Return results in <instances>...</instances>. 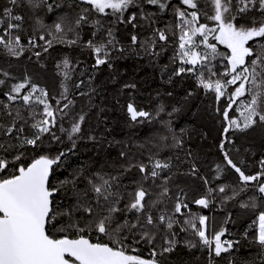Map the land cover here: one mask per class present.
I'll list each match as a JSON object with an SVG mask.
<instances>
[{"label": "snow or ice", "instance_id": "1", "mask_svg": "<svg viewBox=\"0 0 264 264\" xmlns=\"http://www.w3.org/2000/svg\"><path fill=\"white\" fill-rule=\"evenodd\" d=\"M9 3L12 7L0 12V33H3L0 45L7 55L19 58L31 52L39 61L56 44L79 45L83 29L90 26L94 29L93 38L84 41V47L91 50L96 69L104 65L113 68V52L125 51L114 27H106L103 18H109L113 25L126 24L136 29L138 19L149 21L155 15L145 14L142 9L139 14L130 11L140 7V0H71L67 5L61 0H9ZM143 3L156 6L160 12L171 7L176 16L178 35H173H176L177 48L172 59L179 61V67L172 76L195 74L198 85L213 92L217 101L226 98L227 106L217 109L225 122L219 148L226 166L238 174L239 183L213 188L206 177L199 175L193 162L185 175L197 177L205 186L202 193H196L190 187L174 183L176 173L172 171L170 158H160L158 152L149 149L146 159H137L131 148L125 146L115 160L80 164L53 185L57 169L75 153L77 145L73 137L79 138L86 118V114H78L70 129L63 127L62 121L74 106L65 83L71 80V62L65 57L56 66L63 77V91L55 107L49 102V93L32 83L30 77L9 85L11 73L0 69L4 77L0 79V96L8 101L0 100V114L11 118L7 125L0 122V172L11 171V175L0 177V264H170L179 246L190 253L206 252L207 264H215L216 258L229 254L239 241L226 238L225 227L210 231L209 217L193 213L190 205L207 209L216 195L224 203L246 193L250 185L264 199V159L260 160V171L248 175L233 162L225 147L234 143L228 135L232 131L264 128V0H205L204 4L200 0H178V5H172L170 0H143ZM20 8L27 9L28 16L17 14L15 9ZM202 19L211 24L201 23ZM29 20L32 32L25 43L21 33ZM98 35L102 38L96 39ZM130 39L133 46L139 44L148 54L158 56L164 47L162 44L160 51H156L157 43L166 44L169 36L166 30L156 28L149 40L140 42L135 34ZM217 44L224 45L227 53L220 52ZM217 58L224 61L223 72L214 63ZM83 83L81 80L75 87ZM124 87L135 89L136 85L130 83ZM26 88L29 90L21 94ZM37 92L39 96L35 95ZM17 100L28 109L34 103L43 105L42 118L35 120L33 115L34 122L29 124L19 110L13 113L10 105ZM238 101L240 106L235 111L239 112V118H232L229 112ZM163 110L161 106L160 111ZM127 112L133 122L153 119L152 113L138 110L133 102L127 104ZM163 124L172 131L170 122ZM57 130L67 133L72 142L70 147L52 149L51 145L64 143ZM89 139L97 138L90 136ZM159 139L166 141L168 137L160 135ZM172 139L175 147L183 146V140L174 133ZM134 147L142 149L147 145ZM29 148L41 154L31 156L30 162L25 163ZM133 170L139 179L131 186L125 185L124 177ZM215 171L214 179H219L222 166L217 164ZM147 182L158 191L146 187ZM58 193L64 194L62 199L70 193L72 202L56 203L54 196ZM255 201L256 197L241 200L240 207L255 208ZM160 204L164 207L154 212ZM257 219L259 226L253 240L259 250L253 264H264V211ZM181 233L186 234L183 239ZM142 246L148 247L149 258L130 254Z\"/></svg>", "mask_w": 264, "mask_h": 264}, {"label": "trees", "instance_id": "2", "mask_svg": "<svg viewBox=\"0 0 264 264\" xmlns=\"http://www.w3.org/2000/svg\"><path fill=\"white\" fill-rule=\"evenodd\" d=\"M61 2L67 5L71 0H61ZM200 2L204 4L205 0H200ZM170 3L178 5V0H170ZM5 7H12L9 0H0V12H3ZM141 9L145 14L155 13V15L149 21L138 19L136 29H132L130 25L126 24L115 23L113 25L109 23V18H103L106 27H114L116 37L125 49L123 53L113 52L111 61L113 68L111 69L107 65L98 69L93 67L94 56L90 49L84 47V41L93 38L91 33L94 29L90 26L83 29L79 45L56 44L39 61L31 52H25L19 58L9 56L3 45H0V69L11 73V78H8L9 85L24 81L26 76L30 77L32 83L49 93V102L54 107L56 100L61 99L60 94L63 91L61 88L63 77L59 74L56 66L65 57L71 62V80H67L65 83L69 89L68 98L74 101V106L71 108L69 116L62 121L63 127L70 129L72 120L78 114H86V118L81 125L82 130L78 134L79 138L73 137L77 145L75 153L70 154L64 166L57 169L52 184L56 185L58 180L64 179L80 164L104 162L105 160L111 162L117 158L119 151L128 146L137 159H146L149 149L154 153L158 152L160 158H170L173 165L172 171L176 173L174 183L181 187H190L196 193H202L205 186L197 177L185 175L193 162L199 169V175L210 181L209 186L215 188L220 184L237 185L239 183L238 174L226 166L223 153L219 148L225 122L221 112H218L217 109L222 110L227 106L226 98L222 97L220 101H217L213 92L198 85L195 74L172 76L174 69L179 67V61L174 62L172 59L176 52V35H178V29L175 28L177 19L174 11L170 7L164 12H160L156 6L147 5L143 3V0H140V7L131 8L130 11H136L139 14ZM15 11L17 14L28 16L27 9L20 8ZM114 19V17L111 18L112 21ZM46 22L48 21L46 20ZM201 23L211 24L210 21L204 19L201 20ZM31 24L32 21L29 20V23L25 25L24 32L21 33L25 43L28 34L32 32ZM156 28L166 30L169 36L166 44L158 42L156 45V51H160L163 44L164 50L160 52V55H150L147 51L142 50L139 44L135 46L131 44L132 34L137 35L140 42H144L153 36ZM100 38H102L100 35L96 37V39ZM211 42L216 43V41ZM217 48L222 53L228 51L224 45L217 44ZM214 63L223 72L224 61L222 58H217ZM169 76H172L171 83L168 82ZM0 79H4V77L0 75ZM81 80L84 83L76 88L75 85ZM130 83H134L136 88L127 89L124 87L125 84ZM28 90L26 88L21 94ZM231 91L232 89H229V92ZM80 93H85V95ZM35 95L39 96L40 93L37 92ZM249 98L242 97L241 99ZM0 100L8 103L3 96H0ZM64 102L66 101H62V103ZM129 102H133L138 110L142 109L152 113L153 119L143 123L131 121L127 112ZM161 106H163V111H160ZM239 106V101L233 105V109L229 112L230 117L239 118V112L235 111ZM10 107L13 113L19 110L29 124L34 122L33 115L35 120L42 118L40 113L43 110V105L34 103L32 108L28 109L22 101L17 100ZM10 120V117L0 114V122L7 125ZM165 121L170 122L171 132L165 128L163 124ZM173 133L177 138L183 140L182 147L174 146ZM57 135L61 136L64 143L59 146L51 145L53 150L57 147L71 146L72 142L68 140L66 132L61 133L57 130ZM160 135L167 136L168 139L161 141ZM228 135L234 143L226 144L225 147L233 162L245 174L251 175L259 172L260 160L264 159V128L257 126L246 132L232 131ZM90 136H95L97 139L90 140ZM137 144H145L147 147L138 149L134 147ZM48 146V141L45 140L44 147ZM39 154L41 153L29 148L25 163L30 162L31 156ZM217 164L222 166L223 171L219 179H214L217 175L215 171ZM7 175H11V171L7 172ZM138 179L139 176L133 170L132 173L124 177L123 183L131 186L132 182ZM145 186L154 192L158 191L154 185H151V182H147ZM128 190H131V187ZM173 191H175V187H173ZM228 194L231 195V188ZM62 197L64 194L58 193L54 201L65 205L72 202L70 193L68 197L63 199ZM250 197H256V207L241 208L240 201H248ZM163 207L164 205L160 204L153 211L156 212ZM190 208L193 213L209 217L210 231H219L221 227H225L227 228L226 238L239 241V244L229 254L216 258L215 264H229L230 261L233 264H253L256 261L259 249L253 238L258 231V215L264 211V199L259 198L254 186L250 185L246 193L234 200L221 203V196L216 195L209 208L204 209L195 204H191ZM225 221L228 222L225 223ZM245 233L248 234L247 238H245ZM185 235L181 233L180 238L183 239ZM90 238L95 239V236ZM130 254L149 258L147 246L139 247L137 252H130ZM207 259L206 252L194 250L190 253L183 246H179L177 251L172 254L170 264H207Z\"/></svg>", "mask_w": 264, "mask_h": 264}, {"label": "flooded vegetation", "instance_id": "3", "mask_svg": "<svg viewBox=\"0 0 264 264\" xmlns=\"http://www.w3.org/2000/svg\"><path fill=\"white\" fill-rule=\"evenodd\" d=\"M6 175H7V173L0 172V177L6 176Z\"/></svg>", "mask_w": 264, "mask_h": 264}, {"label": "water", "instance_id": "4", "mask_svg": "<svg viewBox=\"0 0 264 264\" xmlns=\"http://www.w3.org/2000/svg\"><path fill=\"white\" fill-rule=\"evenodd\" d=\"M56 195H57V194H56ZM56 195L54 196V199H55Z\"/></svg>", "mask_w": 264, "mask_h": 264}]
</instances>
